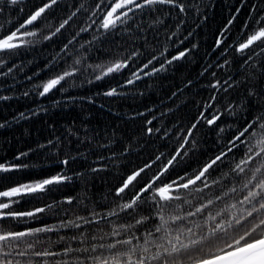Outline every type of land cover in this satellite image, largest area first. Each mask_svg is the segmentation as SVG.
<instances>
[{"label": "snow or ice", "instance_id": "1", "mask_svg": "<svg viewBox=\"0 0 264 264\" xmlns=\"http://www.w3.org/2000/svg\"><path fill=\"white\" fill-rule=\"evenodd\" d=\"M8 2L16 5L19 0H8ZM219 2L228 5L227 10L230 15L216 34L214 50L220 49V54L224 55L228 49H232L243 57L242 67L249 65V62L253 60H264V0H238L234 6L229 3V0H219ZM61 3H65V0H43V3L36 7L24 23L15 30L0 34V79L11 77L13 81L19 82L15 70L22 72L23 68L15 63L9 65L8 60L19 55L18 50L35 46L40 42L25 39V37L38 36V32L30 30L28 26L46 19L45 14ZM85 3L86 0L78 2L74 10L69 12L67 18L59 23L51 35H45L42 39L51 41L53 37L62 34L61 30L65 29L78 13L82 10L88 11ZM67 5L72 8V0H67ZM101 5H107V11L98 17L100 22L97 25V20L93 17L97 16ZM218 6L216 0H99L95 5L96 11H92L88 17L91 22L71 34L67 42L63 44L61 52H64L65 56L62 57L57 53L58 58L46 61L41 68L40 72L47 70V79L33 84L22 95L29 97L30 94H34L37 98L55 96L57 93H67L70 88L79 87L76 79L80 77L92 84L104 81L105 78H119L125 75V70H128L130 75L125 83L120 85L122 88L142 80L141 73L144 76H152L161 71H167L168 66L175 62L190 59L189 54L198 47V43L193 42L189 47L169 57L167 53L172 38H177L172 46L179 48L180 45L185 44L193 36L195 29L201 28L210 19L207 11ZM136 10L149 15L162 12L165 16L175 12L180 17V23L174 31L169 33L158 54L145 34V27L136 20ZM3 11V7H0V12ZM190 12L199 17V22L195 23V27L190 29L183 39H179L180 28ZM242 12L244 21L240 24L239 31L233 33V28ZM162 23L163 20L157 16L156 19L147 23V28ZM93 25H96V29L91 39L80 42L78 49H86V45L98 46V42L103 39L116 50L112 59L96 64L89 63L84 52L77 50L74 55L69 51V45H75L77 37L89 32ZM133 28L140 34L136 35ZM138 40H143V45L134 47ZM121 41L124 45L123 51L120 50ZM140 47H143L145 51H141ZM129 48L132 50L128 51ZM145 52H150L151 55L140 66L139 71L134 70L133 65L139 62V58L143 57ZM68 56H71V62L66 58ZM61 60H63V66H61ZM157 61L160 64L159 67H156L154 63ZM227 63L230 62L225 60V64ZM149 66H152V70L145 72L144 70L149 69ZM223 66L220 65V67ZM255 66V64L252 65V67ZM208 67L203 69L201 75L208 71ZM40 72H34L24 78L32 81L34 76L40 75ZM258 72L259 76L249 75L251 87L247 88V94L239 104H226L221 110L215 93H211L194 122L188 125L187 131L181 129L184 136L180 145L181 150L167 159V162L153 176H149L147 170L161 159L159 155L151 163L133 170L121 181L115 192L121 200H124V196L129 193H131L130 198L123 203H117L115 208L104 214L97 213L93 209L89 213L91 219L89 216H77L75 219H61L58 224L45 223L43 226L26 227L21 231L12 230L10 226L5 227L12 223L28 224L30 220L38 219L41 214L56 215L55 209L58 206L65 203L72 205L76 198L66 196L62 200L47 203L43 207L18 211L14 206L19 205L21 201L32 203L33 200L47 198L53 191L71 182L72 177L61 170L53 175L6 184L5 182L14 180L13 173L19 175L23 172L33 176V173L28 171L30 165L25 162L29 152L19 153L14 161L0 162V264H264V68L258 69ZM211 75L214 77L216 74L212 72ZM188 83L190 84L191 81ZM241 83L243 81L237 80L235 86L238 87ZM2 87L3 85H0V88ZM208 87L216 92L222 90L228 93L234 84L232 77L229 76L223 84L216 80ZM96 95L119 97L125 93L119 91L117 87H111ZM175 95L176 93H173V96ZM12 98L0 95V101ZM76 99L73 96L64 97L65 106L74 104ZM83 99L89 103H95L92 97ZM61 104V100H54L52 106L55 108ZM48 111L47 107L41 106L27 113L20 112L13 117L12 122L29 120L41 113L47 114ZM225 113L228 116H237L240 113L237 121L239 128H236L235 124L227 125L229 129H233L232 135L220 146V151L214 157H209L202 166L193 169L192 173L185 172L184 175H178L176 179H172V173L185 162L184 157L188 155V151L196 148L194 130L198 131L200 127L207 126L219 140L221 134L225 132V127L218 122H222ZM155 119L156 117L153 116L147 124H152ZM8 126H11V122ZM4 127L5 124L0 123V128ZM48 127L55 130L54 124H49ZM66 131L70 136L76 135L70 128ZM153 131V128H147L148 134ZM155 131L159 132L160 129L156 128ZM59 144L60 137L57 136L55 139H48L46 143L38 144L37 147L38 149L54 147L56 153H59ZM189 144L190 148L185 150V146ZM242 145L241 158L229 165L228 172L221 171L220 177L209 183L207 177L218 169H222L225 157H228L229 153H234V150L240 151ZM101 147H107V145ZM65 157L58 161L61 166H68L78 158L70 154L67 148ZM79 158L86 160L87 156L81 153ZM16 160L20 163H16ZM253 161H256V165L246 169V166ZM99 170L90 168L91 172ZM246 171L250 174L245 175ZM84 175L85 173H76L77 178ZM225 180H228V184L224 183ZM229 184L231 186H228ZM213 186H219L215 194L206 191ZM238 192L243 193L242 198L234 203H228L227 201L233 199V195ZM220 202H224L225 206L218 207ZM82 204H84L83 197L77 200V206ZM61 211L67 210L61 207ZM120 213L131 217L134 223L114 225L112 231L106 235L113 237L124 235L125 238L117 239L112 243L72 247L66 235H59L62 229H80V233L73 235L70 239L84 245L88 239L86 225L95 224L98 230L102 231L103 229L99 228L100 220L95 218L97 216L100 219L118 217ZM48 233L58 234L57 240L53 241L51 237L45 235ZM91 239L95 240L97 237L93 236ZM56 244H63V247L60 250H53ZM74 253L79 255H73Z\"/></svg>", "mask_w": 264, "mask_h": 264}, {"label": "trees", "instance_id": "2", "mask_svg": "<svg viewBox=\"0 0 264 264\" xmlns=\"http://www.w3.org/2000/svg\"><path fill=\"white\" fill-rule=\"evenodd\" d=\"M78 2H83V0H72L73 6L69 8L67 0H65V3H61L58 7L54 6L50 12L46 13V19L28 26L30 30L37 31L38 36L25 37V39L40 42L35 46L18 50L19 55L8 60L9 65L15 63L23 68L22 72L15 70L19 82L13 81L11 77L0 79V85H3L0 88V95L13 97L7 101H0V123L5 124L4 128H0V162L14 161L19 153L29 152L25 162L30 165L28 171L33 173V176H28L23 172L19 175L13 173L14 180L5 183L23 182L44 175H53L61 172V170L64 174L72 177L71 182L53 191L47 198L33 200L32 203L21 201L14 208L18 211H29L35 207H43L47 203L62 200L66 196L76 198L72 205L65 203L58 206L55 209L56 215L41 214L38 219L30 220L28 224L12 223L11 225H5V227L10 226L15 231L24 230L26 227H40L45 223L48 225L58 224L61 219L67 220L75 219L77 216H89L93 209L97 213L104 214L115 208L117 203L125 202L130 198L131 193L125 195L124 200L115 195L121 181L133 170L143 167L146 163H151L159 155L161 159L156 161L151 169L147 170L149 176H153L158 172L163 164L167 162V159H170L180 148L184 139L181 129L187 131L188 125L194 122L211 93H215L221 110L224 109L226 104H239L247 94V88L251 87L248 80L249 75L259 76L258 69L264 68V60H253L249 62V65L242 67L243 57L233 52L232 49H228L224 55L220 54V49L214 50L216 34L230 15L227 10L228 5L216 0L219 6L207 11L210 19L201 28L195 29L193 36L185 44L180 45L179 48L172 46L177 41L176 37H173L172 41L169 42L170 47L167 53L169 57L175 55L179 50L189 47L193 42H197L198 47L189 54L190 59L186 58L183 61L175 62L173 65L168 66L167 71H161L152 76H144L141 73L142 80L137 81L134 85H126L122 88L120 85L124 84L128 75H130L128 70H125V75H121L119 78H105L104 81L92 84L85 82L84 78L80 77L76 79V84L80 86L70 88L67 93H57L55 96L50 95L46 98H37L34 94L24 97L22 93L26 89L47 79V70L40 72L46 61L58 58L57 53L62 57L65 56V53L61 52L63 44L67 42L71 34L91 22L88 17L92 11H96L95 5L99 0H86L87 12L82 10L78 13L73 21L61 30L62 34L53 37L51 41L42 39L45 35H51V32L59 23L67 18L69 12L74 10ZM237 2L238 0H229V3L233 6ZM41 3H43V0H19L18 4L11 5L8 0H0V7L4 9L3 12H0V34L4 31L15 30ZM104 11H107V5H101V10L97 11L96 17H93L97 20V25L100 22L98 17ZM157 16L163 20V23L147 28V23L156 19ZM136 20L145 27V34L148 36L152 47L156 48V54L164 46L169 33L174 31L177 24L180 23V17L175 12L165 16L162 12L149 15L136 10ZM243 21L244 13L242 12L233 28V33L239 31L240 24ZM196 22H199V17L190 12L180 28L179 39H183L188 31L195 27ZM129 24H131V21H129ZM95 29L96 25H93L89 32L82 33L77 37L75 45H69V51L74 55L77 50L84 52L88 57V62L92 64L112 59L116 51L111 44L106 43L103 39L98 42V46L86 45V49H78L80 42L91 39ZM133 32L136 35L140 34L134 28ZM143 43V40H138L135 42L134 47H139ZM123 48V41H121L120 50L123 51ZM131 50V48L128 49V51ZM140 50L145 51L143 47H140ZM149 55H151L150 52H145V55L139 58V62L133 65V69L139 71L140 66L146 62ZM66 58L71 62V56ZM225 60L230 63L225 64ZM154 63L156 67L160 66L158 61ZM253 64L256 66L252 67ZM209 65L211 67H208ZM220 65L224 66L220 67ZM61 66H63V60H61ZM206 67H208V71L201 75ZM151 70L152 66H149V69L144 71ZM34 72H40V75L34 76L32 81L25 80L26 75H31ZM212 72L216 74L214 77L211 75ZM229 76L232 77L234 87L228 93H224L222 90L216 92L208 87L216 80L223 84ZM237 80L243 81L238 87L235 86ZM188 81H191V83L189 84ZM12 85L14 87H11ZM111 87H117L125 95L119 97L96 95L107 91ZM173 93H176V95L173 96ZM67 96L76 97V102L65 106L64 97ZM86 97H92L95 103H89L86 99H83ZM54 100H61L62 104L53 108ZM41 106L49 109L47 114L41 113L39 116L29 120H21L19 123L12 122L13 117L17 116L18 113H27L30 110L39 109ZM138 113H143V115H138ZM153 116L156 119L153 120L152 124H147V121L151 120ZM239 116L240 113L237 116H228L225 113L222 122H218L225 127V132L221 134L219 140L216 134L207 126L200 127L198 131L194 130L196 148L188 151V155L184 157L185 162L179 165L176 171L172 173L171 178L176 179L178 175H184L185 172L192 173L193 169L202 166L209 157H214L220 151V146L232 135L233 129H229L227 125L235 124L236 128H239L240 125L237 123ZM10 122L11 126H8ZM49 124H54V131L48 127ZM149 127L154 129L151 134L147 133ZM68 128L76 135L70 136L66 131ZM156 128H159L160 131L156 132ZM57 136L60 137L59 153H56L54 147L51 149H38V144L46 143L48 139H55ZM189 139L191 141V138ZM102 145H107V147H101ZM66 148L70 154L76 155L78 158L68 166H61L58 161L66 158ZM188 148H190V144L185 146V150ZM81 153L87 156L86 160L79 158ZM242 154L243 145L240 151L234 150V153H229L228 157H225V164L222 169H218L207 177L209 183L219 178L221 171L228 172L229 165L239 160ZM100 157H103V159H100ZM15 162L20 163L19 160ZM255 165L256 161H253L252 164L246 166V169H250ZM90 168L100 170L91 172ZM76 173H85V175L77 178ZM249 174L246 171L245 175ZM224 183L228 184V180H225ZM237 187H239V184H237ZM218 190L219 186H213L212 189L206 191L215 194ZM242 195L243 193L238 192L233 195V199L227 202L234 203L237 199L242 198ZM82 197L84 198V204L77 206V200ZM224 206V202L218 204V207L222 208ZM61 207L67 211L62 212ZM89 218L92 217L89 216ZM95 219L100 220L99 228L103 230L99 231L95 224L86 225L85 231L88 239L84 245L70 239L73 235H78L80 229H62L59 235H66L72 247L108 244L117 239L125 238L124 235L118 237L106 235L112 231L114 225L134 223L132 218L126 216L125 213H120L118 217L100 219L97 216ZM45 235L51 237L53 241L58 238L56 233ZM137 235H139L138 231ZM93 236H96L97 239L92 240L91 237ZM101 236L104 238L100 239ZM62 247L63 244H56L53 250H60ZM73 255H79V253Z\"/></svg>", "mask_w": 264, "mask_h": 264}, {"label": "water", "instance_id": "3", "mask_svg": "<svg viewBox=\"0 0 264 264\" xmlns=\"http://www.w3.org/2000/svg\"><path fill=\"white\" fill-rule=\"evenodd\" d=\"M24 23V22H23ZM181 148H179L177 151H179Z\"/></svg>", "mask_w": 264, "mask_h": 264}]
</instances>
